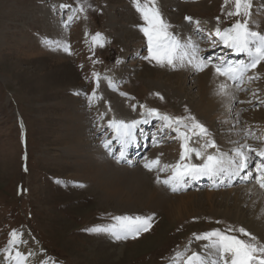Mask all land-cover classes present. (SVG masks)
<instances>
[{"label": "rangeland", "instance_id": "374dc122", "mask_svg": "<svg viewBox=\"0 0 264 264\" xmlns=\"http://www.w3.org/2000/svg\"><path fill=\"white\" fill-rule=\"evenodd\" d=\"M89 2L92 8L86 13L76 12L68 21L72 11L60 5L67 4L76 9V0H0V249L7 246L10 231L18 229L25 233L23 238L27 240L20 250L28 251L36 247L38 264L45 254L61 264H168L174 251H182L190 239L192 243L188 254L192 251L205 252L204 245L208 241L196 240L193 233L201 234L217 228L225 231L228 226H233L244 227L261 239L246 220L237 219L224 211H212L206 206V201L202 202L206 208L192 211L180 219L170 217V208L166 206L162 209L161 206L153 208L149 203L126 205L115 202L96 185L91 186L71 177L73 158L66 159L62 135L66 131L60 121L66 111L61 106L71 97L86 101L94 89L96 98L106 93V107L101 105V108L104 116L110 112L112 119L116 118V106L113 104L117 97L127 102L120 103V107L133 119L143 117L140 104L171 116H187L190 113L209 130L215 142L220 136L216 128L222 124L217 122L214 128L212 122L194 107L198 96L194 83L188 82V93H184L170 85L166 76L157 77L159 73L168 75L178 71L196 76L197 71L187 67H160L154 61L150 63L143 59L148 55L147 38L138 26L145 22L133 0ZM157 6L164 20L172 26L170 31L182 39L190 36L197 43L199 41L200 56L206 60L211 57L209 67L219 62L218 57L227 59L228 55H233L225 53V49L222 51L226 47L218 42L217 37H209L217 26V17L220 18L221 28L228 27L237 19H228L225 15L232 5L225 6L224 0H157ZM187 16L193 17L194 21L199 20L203 31L197 32L195 24L185 19ZM65 21H68L67 27L64 26ZM255 24V30L264 32L260 22ZM96 32L102 33L107 42L103 48L97 46L93 50L91 36ZM43 38L66 40L71 46V54L46 47L41 42ZM214 41H217L215 46ZM28 44L32 48L25 55L23 50L28 48ZM61 55L63 58L59 57ZM93 72L100 74L99 87ZM107 78H111L113 84L127 95L112 90ZM244 85V89H238V92L245 99L231 102L232 105H242L240 121L230 126L239 128L241 139L245 137L243 129H251L257 136L262 134L264 74L260 79L246 80ZM217 88L215 86V93ZM88 104L92 114L88 130L90 140L98 143L112 140L110 131V136L102 138L104 133L100 132V127L103 123L95 101ZM132 104L137 105L135 111L131 108ZM149 119L152 120L146 131L149 147L135 163L129 166L125 162L120 164L140 169L147 185L152 186L157 175L161 179L162 175L169 176L171 173L156 169L149 171L144 163L159 157L161 165L175 164L180 157L182 141L177 138L174 126L173 130L165 129L164 139L154 145L153 136L159 134V138L162 121L155 116ZM181 131H185L182 126ZM189 135L191 147L199 148L207 139ZM248 138L257 141L258 145L261 143L251 136ZM112 144L114 150L110 158L115 159L120 146L115 142ZM60 146H64L63 149ZM207 151L212 153L214 149ZM192 162H200L195 154H192ZM251 182L254 183V179L248 184ZM81 184L84 186L80 187ZM163 188L169 190L165 185ZM205 190L208 188L190 187L180 192ZM168 192L173 199L181 194ZM151 213H155L152 229L136 239L116 241L106 234L83 231L96 224H110L113 222L111 218L116 215ZM230 234L246 238L240 233Z\"/></svg>", "mask_w": 264, "mask_h": 264}, {"label": "snow or ice", "instance_id": "6c2138e0", "mask_svg": "<svg viewBox=\"0 0 264 264\" xmlns=\"http://www.w3.org/2000/svg\"><path fill=\"white\" fill-rule=\"evenodd\" d=\"M78 7L72 9L71 5L62 4L61 8H68L72 11V15L68 17V21L73 19L76 12L86 13L92 4L89 0H76ZM225 6L232 5L225 15L228 19L237 17L228 27H220V18L217 17V26L214 31L209 33V37L215 36L218 42L236 53L245 54L247 59L228 60L225 57H218V63L213 64L217 77H224L225 82L220 83L217 95L228 97L231 95L230 85L227 81H232L237 89L245 82L260 79V74L256 71L258 67L264 66V32L255 30V21L253 20V0H224ZM136 10L140 13L141 18L145 22L140 25V30L147 38L148 55L143 59L150 63L155 62L160 67H168L171 69L191 68L195 71H203L209 67L211 59H205L200 56L199 44L190 36L180 38L175 35L162 13L157 6V0H133ZM223 10V9H222ZM76 18H79L78 16ZM86 18V17H85ZM185 19L189 23L195 24V30L202 32L199 20H193V17L187 16ZM68 21L64 22V26H68ZM87 35V33H86ZM46 47L52 50L62 49L64 52L71 54V46L66 40L43 38L41 41ZM106 38L102 33L96 32L91 36V46L104 47ZM217 41H214V46ZM97 61H93L96 63ZM117 63H120L117 60ZM99 73L93 72L92 76L96 78L97 87H99ZM109 86H113L111 78H107ZM242 90V89H241ZM80 93H77L79 95ZM127 95V93H121ZM156 95H160L156 93ZM255 96V93H253ZM96 98V90L88 97L89 101ZM163 99V97H160ZM134 99V98H133ZM234 99V97H233ZM244 103V101H241ZM251 103V101H248ZM264 103V101H262ZM133 111L137 105L132 104ZM143 109L141 120L125 121L116 119L115 117L109 121L110 127L115 133V139L121 144L119 155L114 157L119 163L126 159V150L128 145L136 141V129L141 123H148L150 117H158L162 121V127L158 130L159 138L154 134L153 144H158L164 139L163 132L165 129H173L177 133V138L182 141L179 160L175 164L161 165L160 158L157 157L151 161L144 163V167L149 171L156 169L158 172L168 171L171 174L167 178L161 180L157 175L156 182L170 188L172 192H178L184 189L190 180H198L201 177H208L213 181L214 186L230 185L234 177H240L241 173L248 170L242 179L247 181L255 180V183L261 190H264V135L257 136L251 129H243L245 137L251 136L253 139L259 140L260 146H253L245 140L233 141V148L229 152L221 151L215 140L211 139L209 130L200 123L195 116L190 113L187 116H171L166 113L159 112L156 108H149L140 104ZM187 112V108H185ZM237 112L236 116L239 117ZM190 122V123H189ZM239 121L237 120V123ZM181 126L185 131H181ZM192 135L199 138H207L199 148L191 147L189 141ZM103 146L109 150L111 154V141L104 140ZM212 148L215 151L209 153L207 149ZM192 154L199 158V163L192 162ZM258 157L255 163V177L249 170V166L253 163V159ZM129 163H131L129 161ZM25 171L27 169L25 168ZM83 187L84 185H79ZM155 213L146 215H116L113 216L110 224H96L83 229L90 234H106L110 238L119 240L136 239L143 233H147L152 229ZM220 223V221H217ZM230 233H240L246 238H240L238 235ZM25 233L18 229H12L9 233V240L4 249H0V264H30V257L36 255L32 250L27 252L21 251L19 245L26 244ZM196 240H206L208 243L204 245L206 254L192 251L188 254L191 239L182 251L176 250L169 258L168 264H264V240L259 239L256 235L248 232L244 227L234 228L228 226L225 231L220 229H212L211 231L201 234L193 233ZM44 252L43 249L40 250ZM40 264H61L54 257L47 256L40 260Z\"/></svg>", "mask_w": 264, "mask_h": 264}, {"label": "bare ground", "instance_id": "6f19581e", "mask_svg": "<svg viewBox=\"0 0 264 264\" xmlns=\"http://www.w3.org/2000/svg\"><path fill=\"white\" fill-rule=\"evenodd\" d=\"M254 2L253 20L255 22H260L261 25L264 26V0H255ZM260 7L263 8L262 11L259 10ZM27 47V49L23 50V52H25V55L32 48L29 46V44L27 45ZM226 48H223L222 51H224L225 49V52H228L227 54H233L234 56L231 55V57L235 60H237V57H239L240 55H244L243 58H246L245 54L236 53L231 49ZM59 57L63 58V55ZM60 64L62 63L60 62ZM256 71L260 74V76H263V66L258 67ZM197 72L198 75L196 76H191L192 74L190 75L186 72L184 73L183 71H178L168 75L159 73L157 74V77L165 78L166 76V80L170 81V85L176 86L178 91L184 93H188L186 84L188 82L194 83V88L198 90L197 99L194 100V107L199 111L200 114H202L212 122L211 126H214V128L217 127V122L222 123L220 127H218L219 129L216 128L220 133V136L216 139V144L221 149V151L229 152L234 146L232 143L233 141H240L241 143H243L245 140H247V142L252 144L253 146H260V144L258 145L256 143L257 141L253 142L248 137H244V139H241L240 135H242V133H239L241 132L239 128L233 129L230 127L234 123L237 124V120L240 121L239 118L241 117L240 115L239 117H237L236 113H240L242 108V105H232L231 102H238L245 99V97L242 96L243 94L241 95L238 92L236 86L232 84V81H227V83L231 86V95L228 97H222L217 95L214 89L215 86L218 87L220 83L225 82V78L222 76L217 77L215 75V70L213 67H208L206 68V70ZM110 88L112 90L124 92L120 91L119 87H116V85L114 84ZM106 97L108 96L105 93L104 96H102L101 98L97 97L93 101H95L96 103L98 115L101 117L100 121L103 123L100 127L102 129H100V132L104 133L102 138L104 136H110L109 131L112 134L113 139H107L111 141L110 148L112 154L114 150L112 143L115 142L120 147L121 144L115 139V133L109 125V121L112 120V114L106 108V111L109 113L107 116H104V110L101 108V105L106 107ZM87 100L83 101L78 97H71L68 102L61 106V108L64 107L66 109L60 120L66 132L62 134L64 136L63 139L65 141V147L60 146V148L63 149L64 147L65 156L67 157L66 159L73 158L74 171L72 172L71 177L75 178L78 181H85L86 183H89V185L91 184V186L96 185L104 192L106 197H110V199H113L115 202L126 205L133 203H149L153 208H156V206H161L162 209L164 208V206H166L170 208V217L176 216L180 219L183 216L190 215L194 211L206 208L202 204L203 201H206V206L212 211H224V213L232 215L237 219L246 220L245 222L257 232L262 240H264V190H261L259 188V186L255 183V180L254 183L251 182L248 184L246 182L251 181L252 179L247 181L243 180L242 176L246 174L241 173L240 177L233 178L230 185L222 184L217 187L214 186L213 181H211V183L204 182L206 178L209 179L208 177H201L198 180H190L185 188H188L190 186V182L195 183L197 181L199 182V184H204V186L206 187L208 186V190L198 192L189 191L187 193H181L180 191H178L181 194H179L176 199H173V195L168 192L170 188L167 187L169 190H166L165 188H163V184H158L156 181L152 186H148L146 180L144 179V173L140 169H130L129 167H125L120 164V162H125L127 164L126 166H129V164H133L137 161L136 153H134V155H131V153L129 154V152L132 150V148H129V146L135 144V146L137 145L140 148L142 147L141 144L139 145L140 140H138V138L140 137L141 133L148 129L146 127H148V124L151 120L148 118V123H141L140 125H138L136 129L137 138L135 143L128 145V148L126 150V159L121 160L118 163L116 159L110 158L111 154H109V150L103 146V143L94 142V139L90 140L88 136V130L90 129L91 125L90 117H92V114L89 112L90 107L88 103L90 102L89 100ZM80 103L83 104L80 105ZM120 103L126 104L127 102L123 98L117 97L114 104L112 103L114 107L116 106L114 108L116 119H123L125 121L133 120V118L128 115V112H125V110L121 109ZM220 107H223V109H220ZM142 118L143 117H135L134 119L141 120ZM223 124H225V126H223ZM160 125L162 126V123ZM103 129H106V131H104ZM139 130L141 132H139ZM261 132V135H264V128L263 131H260V133ZM145 137L146 135L144 134L142 136V141H145ZM147 139L146 141H148ZM148 144L149 143L147 142V145ZM118 155L119 153L116 156ZM153 159L155 158H151V160ZM258 159L260 158L254 156L253 161H257ZM129 161L131 163H129ZM250 170H252V168H250ZM254 174H256L255 171L253 175ZM162 178L165 179L167 178V176L162 175L161 180ZM170 192L173 193L171 190ZM245 205L246 207H244ZM21 245H19L20 248ZM32 251L37 254L38 250L36 249V247H34ZM24 252H27V250ZM204 253H202V255H204ZM30 264H38L36 261V255L30 257Z\"/></svg>", "mask_w": 264, "mask_h": 264}]
</instances>
